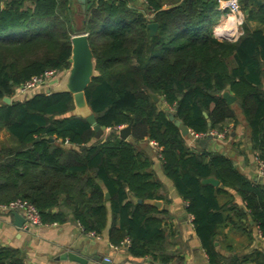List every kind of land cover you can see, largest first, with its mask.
Instances as JSON below:
<instances>
[{
  "label": "trees",
  "instance_id": "1",
  "mask_svg": "<svg viewBox=\"0 0 264 264\" xmlns=\"http://www.w3.org/2000/svg\"><path fill=\"white\" fill-rule=\"evenodd\" d=\"M138 1L92 0L79 29L71 23V0H12L4 8L0 0V127L17 140L0 148V204L27 200L44 225L71 221L97 237L107 231L112 246L129 240L133 257L170 264L171 215L145 203H169L150 171L154 154L193 218L209 264H244L248 259L227 261L216 241L224 227L252 228L249 217L264 237V185L228 157L191 149L169 114L194 135L227 137L239 125L235 104L222 97L229 89L254 156L264 161V35L244 27L237 41L218 40L212 30L219 0H173L170 7L167 0L137 7ZM238 1L247 19L264 23V7L258 14L251 0ZM150 24H157L153 35ZM81 34L95 60L85 97L99 137L75 114L71 93L15 97L34 77L66 73L71 39ZM129 124L131 139L124 141L116 127ZM211 177L219 187L203 183ZM0 264L25 263L19 250L0 247Z\"/></svg>",
  "mask_w": 264,
  "mask_h": 264
},
{
  "label": "crops",
  "instance_id": "2",
  "mask_svg": "<svg viewBox=\"0 0 264 264\" xmlns=\"http://www.w3.org/2000/svg\"><path fill=\"white\" fill-rule=\"evenodd\" d=\"M10 1L12 0H2L1 7L4 8L6 2ZM167 1L168 7L174 6L175 1ZM91 2L92 0H86V6ZM70 4L73 12L70 14L71 23L80 29L85 19L82 4L80 0H71ZM139 4H143L141 0L138 1L137 7ZM26 5L27 7L32 6L31 2H27ZM263 7L264 0L250 1V9L258 14ZM248 14L249 12L242 11L241 17H233L220 11V18L212 30L214 36L221 41L235 42L243 35L244 27L249 32H261L264 35V23L256 18L247 19ZM55 87H51V90ZM38 92L48 91L47 88L42 87L30 92L27 96ZM233 104H235L239 125L234 129L231 126L227 137L217 138L215 142L208 141L207 144L200 143L206 137L200 139L186 137L187 145L199 153H216L232 159L244 176L254 183L264 185V177L259 175V167L255 161L248 124L237 104ZM190 133L193 135L191 130ZM16 145L17 140L6 129L0 127V148ZM151 159L153 160L151 174L161 185V195L169 201L165 204L161 200L163 206L160 210L165 209L170 213L171 224L174 227L175 236L169 249L175 258L170 264H209V258L194 231L191 216L186 212L185 203L180 198L173 182L164 175L156 155L153 154ZM225 200L224 197L220 198L221 203ZM2 205L4 204H0V207ZM249 224L252 228L244 231L233 230L229 227L221 229L216 245L227 261L248 259L244 264H264V237L254 222L253 224L250 222V219ZM99 238L84 234L79 225L71 221L39 227L27 226L25 222L23 227H18L14 212H6L0 208V247L19 250L25 264H82L64 257L68 253L78 255L88 261V264H159L146 257H133L127 247L111 248L107 231ZM106 258L111 259V262H107Z\"/></svg>",
  "mask_w": 264,
  "mask_h": 264
},
{
  "label": "water",
  "instance_id": "3",
  "mask_svg": "<svg viewBox=\"0 0 264 264\" xmlns=\"http://www.w3.org/2000/svg\"><path fill=\"white\" fill-rule=\"evenodd\" d=\"M82 4L83 11H86V0H80ZM149 29L151 30V35H153L157 30V24H150ZM71 46H72V55L69 59L70 69L66 72L64 77L61 80L60 85L55 87L51 90V92H55L56 90H62L64 92L71 93L74 97V105H75V114L82 116L86 119V121L93 127L94 131L96 132L97 136H101L103 131L100 125L96 121V117L93 113H91L86 97L85 91L87 90L88 86L92 82V78L95 75V60L94 55L91 50L89 39L87 34H81L74 36L71 39ZM151 99L155 103L160 102V97L155 94H150ZM223 99L227 102V104L231 105L237 101V98L231 94L229 89L224 92ZM4 101L8 104L11 103L10 98H5ZM161 108L165 111H169V107L166 103H161ZM207 116V115H206ZM170 120L174 122V124L181 130L183 136L191 138L193 135L190 133L189 128L184 125L180 120L176 119L173 114H169ZM53 117L51 116L50 119ZM210 127V123L208 124ZM132 133V124H129L125 128H123L119 132V136L122 140H130ZM210 133V131L208 132ZM217 140L216 136L207 135L206 138L200 142L201 144H207L208 141L215 142ZM252 149V147H250ZM204 184H210L214 187H219L220 182L219 180L211 177L203 180ZM106 198H109V194H106ZM137 202L139 204L143 203L142 199H138ZM146 204L152 205L158 209H161L163 206L162 201L159 200H147L145 201ZM14 216L16 218V225L18 227H23L25 224V218L21 216L19 213L14 212ZM250 219V222L253 224V221ZM64 257H68L73 261H77L82 264H88V261L82 259L78 255L73 253H68Z\"/></svg>",
  "mask_w": 264,
  "mask_h": 264
},
{
  "label": "built area",
  "instance_id": "4",
  "mask_svg": "<svg viewBox=\"0 0 264 264\" xmlns=\"http://www.w3.org/2000/svg\"><path fill=\"white\" fill-rule=\"evenodd\" d=\"M142 3H147V0H141ZM218 10L221 12H226L228 16H242V10L239 4L238 0H219V7ZM65 74V73H64ZM63 74H60L58 71H47L45 72L42 76L40 77H34L32 80L28 81L25 85L22 87L18 88L16 91L15 97H25L27 96L30 92L35 91L36 89L39 88H47L46 94L51 93V87L56 86L58 81L60 80L61 76ZM124 126H119L116 127V129L120 132ZM212 135L216 136L217 138H224L225 134H217L215 132L207 133L206 135H194L195 139H200L203 137H206L207 135ZM152 145L156 146L154 142L151 143ZM255 161L259 167V175L261 177H264V161L258 159L255 157ZM3 211L6 212H16L21 214L27 223V226H44L42 222L41 215L39 211L27 200L23 199H16L8 204L2 205L0 207ZM193 218L191 217V222ZM81 228V227H80ZM83 231V229L81 228ZM90 237H95L100 239L99 237L95 236L94 234H88ZM130 245V241L126 240L121 247H128ZM111 248L113 249H118L119 247H115L111 245ZM107 262H111V259L106 258Z\"/></svg>",
  "mask_w": 264,
  "mask_h": 264
},
{
  "label": "rangeland",
  "instance_id": "5",
  "mask_svg": "<svg viewBox=\"0 0 264 264\" xmlns=\"http://www.w3.org/2000/svg\"><path fill=\"white\" fill-rule=\"evenodd\" d=\"M78 12H79V10H78ZM71 14H73V12L71 13ZM74 21H75V16H74ZM66 74V73H65ZM65 74H63V76L60 78V80L58 81V83L56 84V87H58V85H60V83H61V80H62V78L64 77V75ZM110 130H107V132H109Z\"/></svg>",
  "mask_w": 264,
  "mask_h": 264
}]
</instances>
